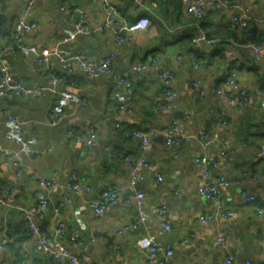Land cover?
Here are the masks:
<instances>
[{
	"label": "crops",
	"instance_id": "crops-1",
	"mask_svg": "<svg viewBox=\"0 0 264 264\" xmlns=\"http://www.w3.org/2000/svg\"><path fill=\"white\" fill-rule=\"evenodd\" d=\"M119 11L133 21L147 16L150 25L134 33L131 42L118 44L114 30L103 29L104 13L100 0H34L27 23L34 28L24 34V40L40 50L67 49L71 54L82 52L91 59L110 56L112 72L92 78L74 67L67 74L55 57L48 65L40 63L35 55L20 52L8 57L14 75L26 85H55L85 99L83 106L65 117L58 125L48 123V112L55 103L56 94L47 92L40 97L9 95L0 109V160L6 154H16L18 146L5 138V113L16 115L23 121L24 136L36 138L32 156H22L23 178L17 188L14 170L0 166V184L10 183L12 191L7 205L0 203V228L6 216L14 242L0 254V264H22L24 250L29 264H68L51 259L38 251L24 226L22 210L33 205L39 196L48 204L39 220V228L50 233L58 220L65 223V243L81 255L83 264H157L160 254H149L138 247L140 236L155 239L162 248H171L173 254L167 264H224L233 254L253 264L264 263V215L258 214L255 203L264 200V116L261 100L264 95V48L254 53L249 44L264 37L251 27L255 24L264 31V0H228L220 5L216 0H203L207 5L204 16L191 18L178 1L160 2L144 0L133 4L131 0H109ZM27 0H0V17L4 30L10 31L23 13ZM86 13L84 22L88 33H78L64 40V28L78 23L68 8ZM247 11V26L236 31L238 46L226 40L233 34L227 29L233 15ZM251 24V25H250ZM253 24V25H254ZM251 28V32H249ZM200 31L219 39L215 46L206 48L196 41ZM261 37V38H260ZM256 43V41L254 42ZM180 58V60H178ZM156 63L152 64L151 60ZM197 64V68L193 63ZM144 63L143 71L132 70L134 64ZM161 69L175 73L177 108H162L164 88L159 79ZM232 71L236 72L238 91L245 90L247 100L231 103L217 89L235 93L226 83ZM127 72L132 84L126 93V110H117L109 100L115 81ZM64 78L57 82L55 78ZM199 82L197 93L191 89ZM202 91V92H200ZM202 93V94H200ZM175 112L180 114L175 115ZM94 123L97 132L95 144L89 148L68 138L69 128L82 131ZM172 123L184 129L186 136L179 145L165 142L163 128ZM154 135L146 148L139 141L122 132L147 130ZM217 134L227 140L225 148L220 140L203 146L200 135ZM203 155L209 164L212 180L222 174L232 184L223 189L219 199L205 198L197 188L203 182L195 167V157ZM130 156L140 164L143 178L137 187L145 194V221L138 227L134 201L136 187L129 184ZM214 164V165H213ZM76 172L89 191L73 192L67 189V179ZM161 174L163 181L156 182ZM38 177H54L56 184L50 190L37 185ZM240 181L237 185L234 182ZM117 189L116 200L101 214L89 206L108 188ZM255 196V202H244L241 192ZM0 188V196H2ZM66 197L59 214L54 205ZM231 211L230 216L217 214L218 206ZM163 207L159 213L158 208ZM214 214L212 220H200L201 215ZM171 224L170 230L163 223ZM224 238V244L217 237ZM77 238L79 243L73 242ZM183 244L179 245V242Z\"/></svg>",
	"mask_w": 264,
	"mask_h": 264
},
{
	"label": "built area",
	"instance_id": "built-area-1",
	"mask_svg": "<svg viewBox=\"0 0 264 264\" xmlns=\"http://www.w3.org/2000/svg\"><path fill=\"white\" fill-rule=\"evenodd\" d=\"M102 2V9L104 13L103 29L110 28L114 30L116 41L118 44L123 42H131L134 39V33L145 29L150 25V19L147 16H139L133 21H128L127 18L119 11L116 5L112 4L109 0H100ZM164 2L178 1L182 4L186 13L190 17L199 18L206 13L207 5L203 0H160ZM220 5H225L227 0H216ZM133 4H140L144 0H131ZM34 6V0H27L23 13L16 19L12 29L7 34L0 36V109L3 111V100L9 95L15 96H34L40 97L47 92L56 94L55 103L52 105L48 112V123L51 125H58L65 117L72 115L78 108L84 105L85 99L79 95L66 91L58 90L55 85H26L22 83L12 72L9 59L10 55H14L16 52H20L24 56L35 55L40 63L46 64L50 69L53 68L48 65L51 57H55L62 68L67 74H70L74 67L86 75L96 78L101 75H107L112 72V60L110 56H106L101 59H91L82 52H76L71 54L67 49H52V50H40L34 45H29L24 40V34L30 32L34 28L35 23H27L26 17L30 15L31 10ZM68 8L70 14L73 17L78 16V23L74 26V29L70 27L64 28L65 39H73L78 33H88L89 30L85 27L84 22L87 20L85 12L78 8H69L67 4L60 6L61 10ZM249 15L244 9L243 12L233 15L229 28L232 30L239 31L247 26V20ZM196 41L202 44L206 48L215 46L219 39L209 37L205 32L200 31L196 37ZM226 42L230 45L238 46L233 36L229 37ZM249 47L254 53H258L264 48V37L259 43H250ZM180 60V58H178ZM152 64L156 63L155 59L151 60ZM193 66L197 68V64L194 62ZM146 64L138 63L132 66V70L135 72L143 71L146 68ZM236 72L232 71L230 76L227 77L226 83L232 87L233 90L238 91L237 84L235 83ZM159 79L161 80L164 88L165 102L162 104V108L166 110H175L177 108V91L174 89L175 73L173 70L161 69L159 72ZM57 82H63L64 78H55ZM115 89L109 95V100L113 104V107L117 110H126L125 107V96L131 90L132 84L127 72L122 73L116 78ZM199 88V82L193 81L191 89L197 93ZM202 92V91H200ZM217 93L221 94L226 100L231 103L240 104L247 100V93L245 90L238 91V96L235 93L224 92L221 89L216 90ZM202 94V93H200ZM5 119V133L4 136L7 140L12 141L18 146L16 154H6L0 160V166L2 164L10 166L14 170V176L20 177L22 175V156H32L38 151L36 150V138L34 136H24L22 131L23 121L20 120L16 115L4 112ZM261 113L264 116V95L261 100ZM126 136H132L139 141L141 148H146L150 142L151 137L154 135V130L149 128L147 130H127L122 131ZM184 129L178 125L172 123L170 126L163 128L162 134L165 135V142L168 145H179L181 141L186 138L183 136ZM69 139L74 142H79L87 148L93 146L97 140V132L94 123H89L82 131L69 128L66 131ZM199 140L203 146H208L215 141H219L220 138L217 134L213 136L200 135ZM223 146H228L227 140H220ZM126 161L130 162V176L129 184L135 187L139 181L142 180L143 176L139 172V167H147L145 160L141 162L133 161L130 156L123 157ZM197 172L203 177V182L198 186V194L205 198H213L218 200L221 191L229 187L232 182L224 175L220 174L212 180L207 159L198 154L194 160ZM214 165V164H213ZM163 176L161 174L156 175V182L161 183ZM235 184H239L240 181H235ZM56 184L54 177L44 178L38 177L37 185L46 190H50ZM66 187L68 190L78 192L81 189L89 191V186L84 185L76 172L70 174L67 179ZM2 190V196H0V203L7 205V196L12 191V185L10 183L0 184ZM117 189L114 187H108L104 189L96 200H91L89 206L93 209L96 214H101L106 207L113 203L117 198ZM244 202L254 203L255 196L246 191L241 192ZM134 201L138 211V219L132 225L133 228L140 226L146 219L145 213V194L142 190L136 189L134 192ZM67 198L63 197L58 204L54 205L55 215L59 214L61 207L66 202ZM48 204L45 197L39 196L37 201L28 208L22 210L24 226L28 231V236L32 239L38 248V251L55 260L67 262L68 264H83L82 257L78 251L71 249L64 241L65 236V223L58 220L54 225L51 234L44 233L39 228V220L43 216V212ZM254 208L258 214L264 215V200L261 203H255ZM163 207L158 208V212H163ZM217 214L225 217L232 215L231 211L222 210L221 205L218 206ZM214 214H205L200 216V220H212ZM171 224L169 222L163 223V229L170 230ZM220 244H224V238L222 236L217 237ZM14 242V238L8 234L7 218L4 216L2 221V227L0 228V254L6 252L8 247ZM73 242L79 243L77 238H73ZM184 242V241H183ZM179 242V245L183 244ZM139 248L149 254H160L157 259V264H167L168 258L173 254L171 248H162L158 242L149 236H140L137 240ZM22 264H29V256L27 251L24 250ZM97 264V263H93ZM224 264H253L250 260H240L235 255H228ZM264 264V263H262Z\"/></svg>",
	"mask_w": 264,
	"mask_h": 264
},
{
	"label": "trees",
	"instance_id": "trees-1",
	"mask_svg": "<svg viewBox=\"0 0 264 264\" xmlns=\"http://www.w3.org/2000/svg\"><path fill=\"white\" fill-rule=\"evenodd\" d=\"M159 1H160V0H159ZM227 1H228V0H227ZM160 2H164V1H160ZM204 15H205V14H204ZM204 15H202V16H204ZM202 16H201V17H202ZM191 18H194V17H191ZM199 18H200V17H199ZM194 19H197V18H194ZM2 24H3V22H2V19H1V17H0V36L3 35V34H7V33H9V31L6 32V31L4 30V28L2 27ZM229 24H230V23H229ZM229 24L227 25V29H228L231 33H233V34L229 35L228 38L231 37V36L235 37V36H234V35H235L234 33H235L236 31L230 29V28H229ZM253 24H254V23H252V25L250 24L251 27H252V29H253V32L255 33V31L258 30L259 33H260V35H261V37L264 36V31H263V30L260 31L257 27H255V24H254V25H253ZM261 37H260V38H261ZM257 40H258V39H257ZM257 40L254 39V40L252 41V43H254L255 41H256V43H257ZM7 228H8V234H9L10 236L14 237L13 234L11 233L12 230H11V227H10L8 221H7ZM27 232H28V231H27Z\"/></svg>",
	"mask_w": 264,
	"mask_h": 264
},
{
	"label": "water",
	"instance_id": "water-1",
	"mask_svg": "<svg viewBox=\"0 0 264 264\" xmlns=\"http://www.w3.org/2000/svg\"><path fill=\"white\" fill-rule=\"evenodd\" d=\"M71 29H74V26L71 27ZM249 32H251V28H249ZM180 114L179 112H175V115ZM23 178H17V188H19L20 183L22 182ZM138 185V184H137ZM137 185L135 186L136 189H138ZM40 227V226H39Z\"/></svg>",
	"mask_w": 264,
	"mask_h": 264
}]
</instances>
